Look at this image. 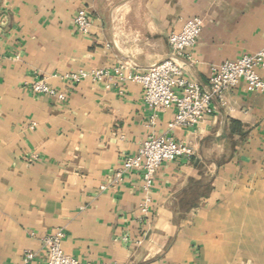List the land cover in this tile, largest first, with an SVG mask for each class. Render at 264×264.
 Returning a JSON list of instances; mask_svg holds the SVG:
<instances>
[{
  "label": "crops",
  "instance_id": "obj_1",
  "mask_svg": "<svg viewBox=\"0 0 264 264\" xmlns=\"http://www.w3.org/2000/svg\"><path fill=\"white\" fill-rule=\"evenodd\" d=\"M195 16L178 62L202 90L210 67L264 47V0H0V264H44L55 230L83 264H264V91L239 84L211 116L171 128L174 109L152 119L135 83L69 79L119 63L143 73L174 57L169 35ZM35 81L65 100L32 93ZM152 136L192 158L163 163L149 189L137 172L114 181Z\"/></svg>",
  "mask_w": 264,
  "mask_h": 264
},
{
  "label": "built area",
  "instance_id": "obj_2",
  "mask_svg": "<svg viewBox=\"0 0 264 264\" xmlns=\"http://www.w3.org/2000/svg\"><path fill=\"white\" fill-rule=\"evenodd\" d=\"M76 34L84 36L89 33L92 17L86 9H79L73 17ZM202 29L200 17L187 19L181 30L168 37V44L174 57L152 65L143 73H134L127 64L119 63L110 71L97 69L90 73L71 74L69 79L80 82L90 77L96 83L112 84L135 83L142 88L143 101L152 112V119L159 112L174 109V118L170 124L174 127H190L213 114L211 103L221 100L223 95L243 84L247 92L264 91V81L258 71L264 70V47L256 53L244 54L234 60H227L209 69V85L202 90L197 84L186 79L182 73L178 59L186 50L192 49ZM30 90L34 94L65 100L64 93L55 91L43 81L32 83ZM193 156L190 147L178 144L166 137H148L132 156L123 159L121 169L115 173L118 181L123 173L137 172L141 174L144 189L151 187L153 177L165 162L177 159L189 160ZM149 199H145L140 211L147 215ZM63 233L55 230L43 241L44 264H83L63 253L61 241ZM23 264H29L34 255L25 254Z\"/></svg>",
  "mask_w": 264,
  "mask_h": 264
}]
</instances>
